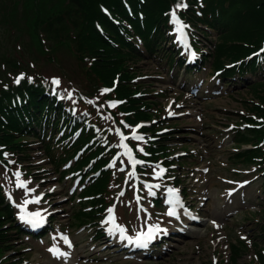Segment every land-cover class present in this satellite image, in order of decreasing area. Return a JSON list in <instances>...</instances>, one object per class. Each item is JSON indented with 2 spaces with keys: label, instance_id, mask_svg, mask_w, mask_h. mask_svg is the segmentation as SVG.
<instances>
[{
  "label": "rangeland",
  "instance_id": "rangeland-1",
  "mask_svg": "<svg viewBox=\"0 0 264 264\" xmlns=\"http://www.w3.org/2000/svg\"><path fill=\"white\" fill-rule=\"evenodd\" d=\"M69 1L37 0L35 9L32 4L35 0H0V85L27 72L35 77L43 75L52 81L56 78L73 92L74 89L82 91L83 69L68 43L70 37L66 30L61 31L59 37L53 33L52 38L40 31V41L49 50L47 53L36 48L38 37L27 31V18L33 19L31 26L39 24L40 18L49 19L64 11ZM186 5L184 12L190 13L193 6ZM75 14L73 11L62 15L63 23L68 22L71 35L74 29L70 22L76 18ZM57 26L53 23L52 28ZM186 27L192 29L202 52L210 57L198 75L170 67L163 52L157 56L145 55L127 65L131 78L125 85L139 86L144 93L143 99L154 108L150 119L140 121L150 128L161 123L168 128L161 127L163 132L154 138H168L165 143L169 144V154L176 164L172 169L174 178L169 182L163 179L160 166L147 178L160 186L157 192L164 201L163 206L154 208L151 203L154 190L139 186L143 177L128 164L131 150L126 143L127 136L104 110L99 117L101 126L113 135L119 149L116 160L110 165V169L115 167V173L111 174L110 206L105 218H99L100 222L94 225L83 217L77 220V211L90 204L83 203L77 195L82 190L81 178L69 173V160L65 162L67 164L53 160L42 139H26L25 152L17 154L16 169L0 172V184L16 210V223L12 224L15 228H7L9 224L5 226L12 235L9 237L10 249L0 264H65V260L67 264H235L231 245L242 246L244 243L248 251L244 253L245 248L241 247L243 255L237 264H259V255H264V166H260V162L237 160L235 154L251 150L257 143L238 144L235 141L239 132H247L245 118L252 117L260 123L255 110L260 100L250 87L254 81L264 83V67L243 77L239 75L234 80L216 76L211 55L219 34L211 30L206 32L205 27L196 23H188ZM174 35L180 44L179 31L175 30ZM166 47L174 52L168 41ZM139 48L143 51L141 46ZM187 56L183 50L177 60L180 57L187 60ZM50 57L56 58L55 63L49 61ZM223 62L226 68L236 66L228 59ZM17 64L21 65L20 69ZM117 79L119 75L113 78L111 92L117 88ZM113 99L116 105L125 102V99ZM93 109L97 115L98 108L93 106ZM135 124L128 127L133 137L141 132L136 130ZM38 129L46 136L51 133L50 127L40 126ZM53 133L52 141L56 142L58 131L53 130ZM121 135L125 139L122 140ZM57 146L59 148L52 152L56 155L63 149L60 143H56ZM15 173L20 174L19 182L25 183L26 188L17 186ZM175 180L180 184L174 185ZM169 189L184 197L187 206L192 205L193 211L198 210L208 221L192 223L196 225V231L191 232V226H183L177 213L176 217L169 216V211L181 212L170 205L169 200L173 197ZM25 200L38 202L25 205ZM37 212L44 219L40 227L33 228L20 219ZM18 227L24 228L23 231L20 232ZM51 228L53 232L48 236L35 239L39 232ZM150 228L154 229L152 240L157 244L143 248L129 243V238L134 241L137 235L148 233ZM155 229H166V234ZM97 232L112 241L107 245L103 244V238L96 242ZM102 245L107 247L101 250Z\"/></svg>",
  "mask_w": 264,
  "mask_h": 264
},
{
  "label": "trees",
  "instance_id": "trees-1",
  "mask_svg": "<svg viewBox=\"0 0 264 264\" xmlns=\"http://www.w3.org/2000/svg\"><path fill=\"white\" fill-rule=\"evenodd\" d=\"M178 2L193 6L191 12L184 13V7L177 9ZM69 3L64 11L55 16L46 18L47 20L40 18L39 24L37 22L31 26L33 23L30 21L33 19L27 18V31L31 36L35 33L38 37L36 48L47 53L49 50L40 41V31L52 38L50 35L53 33L59 37L60 32L66 30L67 36L70 37L68 43L80 63V68L83 69L82 91L75 89L74 103L69 104L67 99L72 96L70 91L60 85L54 88L52 81L43 75L38 74L35 77L27 72L19 74H24V79L19 84L13 79L0 85V171L12 170L18 159L17 154L26 150V139L34 137L43 140L53 160L60 164L80 152L76 168L83 169L89 161L94 160L91 172L100 173L93 177L94 182L82 194L91 199V209H79L76 219L80 221L83 217L94 222L99 216L98 213L104 212L108 203L106 198L109 195L112 172L106 171L105 168L116 152L112 136L101 126L100 114L106 110L123 130L129 131V126L142 119H150L154 112L153 106L143 99L144 93L139 86L125 85L131 78L128 63L145 55L151 57L163 52L170 67L177 69L182 65V61L177 60V54L166 47L168 34L173 27L171 13L177 10L184 23H196L205 27L206 32L211 30L219 34L212 53L215 70L225 69L224 59L233 63L241 62V68L225 69L222 78L233 79L254 72L260 64H264V54L261 60L255 58L246 63L245 59L258 51L264 40V0H70ZM32 4L35 9L38 7L37 0ZM73 11L76 18L70 22L74 29L71 35L67 27L68 22L63 23L62 15ZM112 19L116 20V23ZM53 23L58 26L52 28ZM33 43L35 44L34 40ZM192 43L197 49V41L193 36ZM49 59L55 63L56 58ZM20 66L17 64V68L20 69ZM116 75H119L117 88L111 92ZM29 77L32 78L31 82ZM252 84L254 85L250 90L255 91L260 100L259 105H255V110L259 117L264 119V83L256 81ZM99 96L102 98L99 99ZM113 98L125 99V102L116 105ZM91 101L101 108L97 115L90 108ZM81 108L85 110L79 111ZM245 120L251 124L256 123L251 117ZM43 123L50 127V135L40 133L38 128L43 127ZM263 123L255 128H247L245 134L239 132L235 143L257 144L256 148L235 154L237 160L242 163L259 161L261 165L264 164ZM162 126L165 125L161 123L157 126L154 124L152 128L145 127L143 130L150 132L152 138L146 141L137 140L133 145L145 165L138 167L142 173L148 171L147 164L158 163L169 155V144L165 143L168 138H154ZM53 130H57L61 136V144L66 143L64 150L57 155L52 153L56 144L52 141ZM79 131V135H76ZM4 193L0 184V261L10 249L9 237L12 233L5 226L9 224L7 228L14 229L15 225L12 224L16 223L15 210L8 203ZM18 229L22 231L21 227ZM242 246L246 253L247 244ZM242 246L231 245L235 264L243 255ZM259 256V264H264V255Z\"/></svg>",
  "mask_w": 264,
  "mask_h": 264
},
{
  "label": "snow or ice",
  "instance_id": "snow-or-ice-1",
  "mask_svg": "<svg viewBox=\"0 0 264 264\" xmlns=\"http://www.w3.org/2000/svg\"><path fill=\"white\" fill-rule=\"evenodd\" d=\"M181 7H187V5L186 4H183L181 2H178L176 8L179 9ZM171 16L173 18V21H176V10H173V12L171 13ZM23 79H24V74H21V75H19L18 77L15 78L14 82L16 84H19L20 81L23 80ZM28 79H29V82H31V79L32 78L29 77ZM52 83L55 84V85H59L60 81L58 79L54 78L53 81H52ZM133 138H135V139H142L141 137H138V136H134ZM121 139L123 140V139H125V137H123L121 135ZM140 150L143 151L142 149H140ZM15 175H16L17 181H18L17 186L18 187L26 188L27 185L25 183L19 182V176H20V174L19 173H15ZM169 194L173 198H175V196H176L175 191L172 190V189H169ZM229 195H231V193H229ZM30 202H38V200L37 201H28V200H25L24 201V204L26 205V204H28ZM169 203H173V199H170L169 200ZM175 203H179V200L176 199L175 200ZM111 211H112V209H109V212H111ZM167 214L169 216H175L176 215V213L174 211H169ZM20 219L23 220L25 223L31 225L33 228L40 227L43 224V222H44V219H43V217H41V214L39 212H37V213H31V214H27V215L21 216ZM121 231H123V230H121ZM153 231H154V229L150 228L149 231H148V233H141V234L137 235V237H136V239L134 241L129 238V243H136L137 246H139V247L147 248L148 247V243L154 238ZM155 231H163L166 234V229H155ZM64 239H65V242L66 243H69L66 237ZM70 246L71 245L69 243V247ZM49 251L51 252L53 250L52 249H49Z\"/></svg>",
  "mask_w": 264,
  "mask_h": 264
},
{
  "label": "bare ground",
  "instance_id": "bare-ground-1",
  "mask_svg": "<svg viewBox=\"0 0 264 264\" xmlns=\"http://www.w3.org/2000/svg\"><path fill=\"white\" fill-rule=\"evenodd\" d=\"M172 205H173V207H175V206H177V204L176 203H172ZM182 217H183V220H182V222H186V221H188V217H185V215H182ZM190 221H192V219H189ZM201 221H208V219L207 218H202L201 219ZM212 224V223H211ZM212 225H216V224H212ZM190 229H192V231H196V228L195 227H190ZM178 232H181V230H178ZM103 239H104V243L103 244H105V245H107L108 243H110L111 241H109L108 239H106V237H103ZM102 240V238H97V242L99 241H101ZM95 244H92V246H94ZM101 248V250H104V248H103V245L100 247ZM64 263L65 264H67V262H66V260L64 261Z\"/></svg>",
  "mask_w": 264,
  "mask_h": 264
}]
</instances>
